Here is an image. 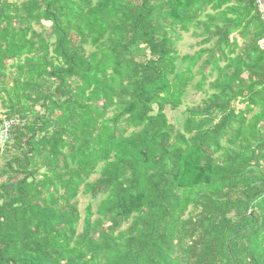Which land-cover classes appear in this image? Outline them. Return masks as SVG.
<instances>
[{"label": "trees", "instance_id": "1", "mask_svg": "<svg viewBox=\"0 0 264 264\" xmlns=\"http://www.w3.org/2000/svg\"><path fill=\"white\" fill-rule=\"evenodd\" d=\"M262 39L259 0H0V264H264Z\"/></svg>", "mask_w": 264, "mask_h": 264}, {"label": "rangeland", "instance_id": "2", "mask_svg": "<svg viewBox=\"0 0 264 264\" xmlns=\"http://www.w3.org/2000/svg\"><path fill=\"white\" fill-rule=\"evenodd\" d=\"M45 25H49V23H45ZM39 29V27H38ZM197 41H199V39L195 38L191 32L189 33H182V40L178 41L177 46L179 48V50L181 51L182 54L185 53H189L192 52L193 50L190 48V45H194ZM199 97H196L195 92L190 89L188 92V96L185 98V106L186 105H191L195 100H197ZM198 101V100H197ZM182 107V110L184 109V107ZM182 110H178V111H171V110H167L168 115L170 117V120L172 122H176L179 121L180 119H182ZM96 176L93 177V179ZM101 197H98L96 199H92L90 196L88 195H79V202H80V209L81 212L84 211L86 205L90 202L93 203L94 208L96 207L97 203L100 201Z\"/></svg>", "mask_w": 264, "mask_h": 264}, {"label": "built area", "instance_id": "3", "mask_svg": "<svg viewBox=\"0 0 264 264\" xmlns=\"http://www.w3.org/2000/svg\"><path fill=\"white\" fill-rule=\"evenodd\" d=\"M259 8H260V11L262 13H264V8L260 4V1H259ZM260 43H261V46L264 47V39H262L260 41ZM12 123H14V120L5 122L4 126L1 127V129H0V143L1 144H4V142H6L9 139L8 131H9V127L11 126Z\"/></svg>", "mask_w": 264, "mask_h": 264}, {"label": "crops", "instance_id": "4", "mask_svg": "<svg viewBox=\"0 0 264 264\" xmlns=\"http://www.w3.org/2000/svg\"><path fill=\"white\" fill-rule=\"evenodd\" d=\"M260 1V4L263 6L264 8V0H259ZM44 23H47V22H44Z\"/></svg>", "mask_w": 264, "mask_h": 264}]
</instances>
